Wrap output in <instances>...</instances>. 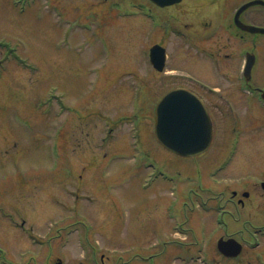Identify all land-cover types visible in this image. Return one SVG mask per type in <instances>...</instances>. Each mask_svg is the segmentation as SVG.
Instances as JSON below:
<instances>
[{"label":"rangeland","instance_id":"1","mask_svg":"<svg viewBox=\"0 0 264 264\" xmlns=\"http://www.w3.org/2000/svg\"><path fill=\"white\" fill-rule=\"evenodd\" d=\"M130 1L0 0V245L22 264H193L195 232L210 219L201 204L221 198L206 177L220 144L216 157H184L154 131L172 65L210 79L212 64L183 48L151 69L143 54L161 32L129 15ZM179 38L166 37L170 53ZM203 98L218 115L219 94ZM246 125L243 144L264 148L261 124ZM236 161L241 153L229 177L252 171Z\"/></svg>","mask_w":264,"mask_h":264},{"label":"flooded vegetation","instance_id":"2","mask_svg":"<svg viewBox=\"0 0 264 264\" xmlns=\"http://www.w3.org/2000/svg\"><path fill=\"white\" fill-rule=\"evenodd\" d=\"M168 1L132 0L130 3L139 4L146 19L148 16L145 10L154 9L159 19L156 32H161L156 40L161 45L169 48L163 43L166 37L173 41L177 30L182 33L183 37L179 40L185 47L180 44L175 53L167 51L165 68L171 65L170 58L172 61L180 56L183 48L209 59L213 70L210 79L199 77L188 70H179L176 65H172L175 72L191 74H175L174 86L188 87L202 97L211 95L216 98L219 94V103H214L213 107L224 120L220 147L228 151L230 158L237 153L243 154L244 161H236L237 164L240 166L241 163L245 168L246 162L250 160L252 167L249 173L229 177L227 174L233 160H224L219 169L222 175L212 183L217 186L215 191L221 194V198L215 203L207 201L214 208L206 209L210 217L206 226L212 242L218 245L220 241L218 250L221 258L218 263L264 264V148H256L251 142L244 145L242 141L232 139L239 135L241 138V133L248 130L245 124L254 129L252 124L259 122L264 129V33L244 31L236 23L238 7L249 0ZM239 18L246 24L264 26V3L247 7ZM210 40L211 46L203 42ZM248 56L253 58L251 67L244 71ZM178 77L185 81L177 82ZM216 86L219 92L214 91L218 90ZM245 92L250 94L246 100L244 97L248 95ZM238 97L243 100L239 102ZM228 132L229 136L226 135ZM238 245L241 247L239 251Z\"/></svg>","mask_w":264,"mask_h":264},{"label":"water","instance_id":"3","mask_svg":"<svg viewBox=\"0 0 264 264\" xmlns=\"http://www.w3.org/2000/svg\"><path fill=\"white\" fill-rule=\"evenodd\" d=\"M249 28L253 31L262 29ZM155 112L157 135L168 148L183 155H195L209 146L211 120L195 93L186 88L171 89L159 100Z\"/></svg>","mask_w":264,"mask_h":264}]
</instances>
